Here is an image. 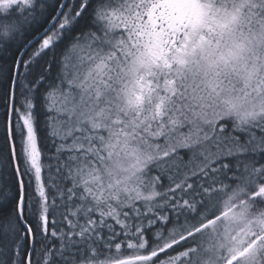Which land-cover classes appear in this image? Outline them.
Listing matches in <instances>:
<instances>
[{"label": "snow or ice", "instance_id": "obj_1", "mask_svg": "<svg viewBox=\"0 0 264 264\" xmlns=\"http://www.w3.org/2000/svg\"><path fill=\"white\" fill-rule=\"evenodd\" d=\"M0 96V264H264V0H0Z\"/></svg>", "mask_w": 264, "mask_h": 264}, {"label": "trees", "instance_id": "obj_2", "mask_svg": "<svg viewBox=\"0 0 264 264\" xmlns=\"http://www.w3.org/2000/svg\"><path fill=\"white\" fill-rule=\"evenodd\" d=\"M25 58L27 59V56ZM0 101H2V96H0ZM2 113H3V103L0 102V114H2ZM0 139H2V138H0Z\"/></svg>", "mask_w": 264, "mask_h": 264}]
</instances>
